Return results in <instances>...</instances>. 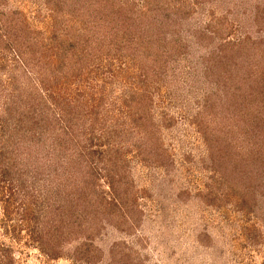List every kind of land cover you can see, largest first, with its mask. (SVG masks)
Wrapping results in <instances>:
<instances>
[{"label": "rangeland", "instance_id": "1", "mask_svg": "<svg viewBox=\"0 0 264 264\" xmlns=\"http://www.w3.org/2000/svg\"><path fill=\"white\" fill-rule=\"evenodd\" d=\"M49 1L7 0V6L22 13L30 31L47 36L53 30ZM161 1L175 18L165 27L164 45L173 54H163L164 72L148 67L143 80L131 61L105 59L107 69L116 72L111 83L97 79L61 89L60 99L73 97L76 88L88 98L98 93L108 113L68 120L73 139L61 138L64 143L55 156L48 154L51 142L29 134L30 140L22 129L13 128L10 112L33 108L37 100L30 91L40 89L41 80L24 73L1 44L0 149L16 150L27 138L18 153L27 161L34 158V164L43 155L38 164L46 175L37 181L51 195L42 212L46 227L61 213L55 202L62 211L70 198H86L72 208L55 258L27 241L24 231L3 237L0 229V240L14 248V264H264V0ZM147 2L157 4H126L145 10ZM221 50L228 70L221 65L207 69V60ZM27 61L29 66L35 63L30 56ZM239 91L244 92L241 98ZM25 92L29 95L20 101ZM144 97L145 109L139 104ZM131 99L135 101H127ZM46 106L37 110L46 114L44 121L52 119ZM134 108L145 115L155 136L133 128ZM196 117L203 128L217 131L213 138L229 143L227 164L217 165L203 144L194 124L198 121L192 123ZM29 144L35 152H23ZM27 168L15 173L25 185L31 172ZM7 184L0 182V197L9 193ZM123 195L127 203L114 206V199ZM7 205L5 200L0 204Z\"/></svg>", "mask_w": 264, "mask_h": 264}, {"label": "trees", "instance_id": "2", "mask_svg": "<svg viewBox=\"0 0 264 264\" xmlns=\"http://www.w3.org/2000/svg\"><path fill=\"white\" fill-rule=\"evenodd\" d=\"M47 3L51 5L48 8L50 11L48 16L51 19L53 30L46 36L40 32L30 31L32 30L31 26L28 28L25 25L26 22L23 23L22 13L16 8H8L7 0H0V46L3 45V48H6L8 52H12L15 64L21 67L24 73L33 74V77L37 76L41 80L39 81L41 88H38L40 92L37 88L30 91V95L37 100L36 104L41 107L31 104L33 108L29 107L26 110L24 104H19V107H23H18L17 115L10 112L14 120L13 128L22 129L21 131H24L29 139V134H31V138L36 137V141L51 142L52 146L48 154L53 153L55 156L56 151L60 152L58 147L61 148L64 143H61V138L73 139V133H70L72 125L68 123V120L84 114L85 116L82 117H85L83 118L85 121V119L90 120L89 118L92 115L95 116L94 114L102 116L108 113V110L103 108L104 99L101 96L96 98L95 94L98 93L93 92L91 98H88L80 91L81 89L76 88L73 97L64 98L61 94L63 98L60 99L57 95L58 92L61 89H69L71 84L73 86L85 81L102 79V81L107 80L106 84L111 83L116 72L107 69V65L104 64L105 59L120 61L121 58L131 61L140 69V77L143 80L147 78L149 68H156L157 71L164 72L165 67L162 68V66L166 60H164L163 54L165 55L166 51L168 55L169 51L170 54H173L172 50L164 45L167 33L165 27L168 25V20L172 21L175 18L171 10H168L167 2L161 0H157V4L147 2L150 6L145 10L130 8V5L126 4L127 0L124 2L123 0H57V2L50 0ZM72 20H79L80 24L69 25L67 22ZM29 56L35 60V63L31 64L32 66H29V61H27ZM159 57L162 58V61L159 60ZM228 61L230 63L231 58H228ZM208 62H210L209 65ZM30 63L32 62L30 61ZM83 65L88 68L81 69ZM207 65V69L217 68L221 65L226 72L229 67H227L225 51L221 50L214 59H208ZM73 69L76 71L71 72ZM59 72L63 77L58 78ZM46 73L53 79L47 78ZM217 77L219 79L220 76L217 75ZM19 87L18 84L16 88ZM28 95V92L22 93L19 100L25 99ZM238 95L241 98L244 92L239 91ZM135 99L127 101L133 103ZM144 100L146 97L139 104H143L145 109ZM124 101L126 104L127 101ZM43 104L48 105V109L52 111V119L49 117L50 119L44 121L46 114L37 111L42 108ZM139 107L142 109L140 105ZM140 111L137 108L133 110V120L136 121L133 128L137 127L138 131L155 136L153 130L147 126L145 115L139 113ZM88 115L89 117H86ZM197 121L196 117L192 123ZM194 124L198 126L197 130L203 144L216 158L217 165L227 164L229 162L226 154V148L229 146L227 140H220V136L218 138L217 135L213 138L217 131L203 128L200 121ZM25 135L23 134V136ZM222 136L224 137V135ZM107 142H109L108 139ZM19 143L23 145L29 142L27 138H24L15 145L16 150H8V147L4 148L3 145V148L0 149V182L8 183L7 189L9 190L8 194L1 193L0 197V204L3 200L9 204V207L7 205L5 208L0 206L2 208L0 210L2 236H12V233L19 235L24 231L27 234V241L36 244L41 252L51 253V257L55 258L62 243L61 231L66 229L70 223L72 208L78 206V202L86 201V198L82 199L80 195H77L73 202H70L73 200L70 198L69 202H66L67 207L62 208V211L55 202L57 198H54L55 210L61 212L57 214L59 218L54 219L51 223L46 222L49 224L48 227L43 225L42 214L45 208H48L51 198L47 191L44 194L37 181V176L42 173L44 176L46 175L38 164L43 155L41 157L40 154L38 155L36 164L33 163L34 158L27 161L18 153L21 148ZM33 147V144H29L23 148V152L33 153L36 150ZM63 148L66 149L65 146ZM151 148L156 151L154 146ZM16 156L18 158L21 156L20 160ZM27 167H30L31 172L27 171L29 181L25 185L26 180L21 179L20 175L15 173L26 172ZM214 167L216 166L214 165ZM112 188L115 189L113 185ZM71 192L78 193L76 189ZM83 194L86 195V193ZM60 199H62L61 195ZM114 200V206H119V202L126 204L128 201L124 195L118 196ZM11 205L13 206L12 210H10ZM10 211L14 214V218H11ZM8 220L12 224H9ZM15 259L14 248L0 240V264H14Z\"/></svg>", "mask_w": 264, "mask_h": 264}]
</instances>
